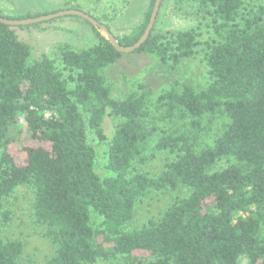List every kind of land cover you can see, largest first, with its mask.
Listing matches in <instances>:
<instances>
[{"label": "trees", "instance_id": "16d2710c", "mask_svg": "<svg viewBox=\"0 0 264 264\" xmlns=\"http://www.w3.org/2000/svg\"><path fill=\"white\" fill-rule=\"evenodd\" d=\"M155 2L115 35L121 45L141 38ZM61 3L0 15L74 8L103 21L76 0ZM171 4L170 17L194 23L154 26L130 53L84 19L95 43H60L30 62L32 45L0 22V229L14 215L6 200L26 187L55 246L47 264H264V0ZM126 54L137 65L122 73L125 91L115 98L108 71ZM187 59L205 66L199 82L175 77ZM107 115L116 122L113 174L102 179L96 165ZM19 133L29 137L22 157L11 150ZM164 153L161 171L144 168ZM182 189L158 219L133 227L151 194ZM23 252L20 239H0V264H24Z\"/></svg>", "mask_w": 264, "mask_h": 264}, {"label": "rangeland", "instance_id": "374dc122", "mask_svg": "<svg viewBox=\"0 0 264 264\" xmlns=\"http://www.w3.org/2000/svg\"><path fill=\"white\" fill-rule=\"evenodd\" d=\"M98 17L103 19L104 24H110L111 31L115 35L123 34L141 20L149 6V0H76ZM173 0H163L156 20V28L178 29L185 28L194 22L182 17H170L168 12ZM62 6L61 0H0V10L6 15H22L57 9ZM40 25L26 27L14 26L16 34L21 41L32 45L30 62L39 59L43 53H50L60 43H70L80 49L89 46L98 40L97 32L91 24L84 19L74 16H63L54 20L41 22ZM137 57L125 55L117 64L111 66L108 76L113 83L112 96L121 97L125 91L123 74L137 65ZM141 62H139L140 65ZM154 66V67H153ZM152 69L160 73L158 66L152 65ZM206 68L199 61L185 60L175 77L182 82H199ZM104 130L107 139L98 147V161L96 171L103 179L111 176L113 172L108 168L109 142L112 139L116 122L107 115L104 120ZM21 142H13L11 150L16 156L22 157L23 144L29 141L28 134L23 136ZM166 153L161 154L145 169L159 172L168 159ZM185 189L170 192H155L143 203L137 206L133 227H141L148 219H158L163 211L172 203L177 195H184ZM33 194L26 187H19L16 192L6 200L7 205L13 210L12 221L0 229V239H20L24 243L22 262L24 264H47L53 255L55 246L51 239L46 236V228L33 214ZM103 218L97 214L93 216V222L101 226ZM247 259L242 260L246 264Z\"/></svg>", "mask_w": 264, "mask_h": 264}, {"label": "water", "instance_id": "95a60500", "mask_svg": "<svg viewBox=\"0 0 264 264\" xmlns=\"http://www.w3.org/2000/svg\"><path fill=\"white\" fill-rule=\"evenodd\" d=\"M163 0H156L153 12L150 16L149 23L147 25V28L144 32V34L141 36V38L133 45L130 46H123L119 43L118 39L116 38L115 34L108 28L106 24L103 22L99 21L97 18L94 16L90 15L89 13L79 10V9H64V10H59L57 12H52L48 14H42L39 16H34V17H28V18H23V19H14V18H8L5 16L0 15V22L10 25L12 27L14 26H26V25H32L40 22H45L49 21L52 19H56L59 17L63 16H78L81 17L87 21H89L92 25L98 28L99 31L105 36L116 48L117 51L122 52V53H130L135 51L136 49L140 48L142 44L149 38L154 26L155 22L157 20L161 4Z\"/></svg>", "mask_w": 264, "mask_h": 264}]
</instances>
